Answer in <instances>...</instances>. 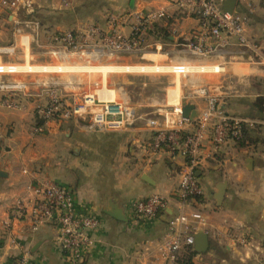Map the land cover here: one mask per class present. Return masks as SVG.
I'll return each mask as SVG.
<instances>
[{"label": "crops", "instance_id": "obj_1", "mask_svg": "<svg viewBox=\"0 0 264 264\" xmlns=\"http://www.w3.org/2000/svg\"><path fill=\"white\" fill-rule=\"evenodd\" d=\"M34 2L35 10L31 14L0 9V47L12 49L11 54L0 55V63L13 64L17 71L32 73L0 76L1 82L23 81L30 89L29 96L18 98L17 108L0 107V264H16L22 254H27L29 264H74L58 246V231L53 223L33 232L28 222L14 218V205L30 199L33 196L30 187L44 181L68 189L76 212L99 221L98 228L90 233L93 246L87 249L81 264H157L156 247L163 240L167 221L174 212L172 192L179 182L184 161L178 155H153L146 149L145 141L151 135L144 127L147 113H138L141 119L124 130H88L75 120L49 121L41 134L35 135L32 130L38 123L34 108L37 103H44L41 85H52L50 78L36 75L37 72H100L105 77L161 72L165 67L101 63L91 68L50 66L53 61L45 51L47 39L53 31L64 28L67 11L54 9L50 0ZM151 9L175 11L169 0H79L75 15L68 16L77 18L86 13L88 20L97 22L107 12ZM234 10L248 19L245 35L264 47V0H236ZM194 24L192 20H183L181 31L185 34ZM160 26L162 33L164 23ZM168 46L170 50L185 53L172 43ZM229 52L230 56L221 62L223 72L201 84L193 83L192 90L234 78L235 87H228L232 91L223 93L226 113L264 121L251 108L254 99L264 97V64L242 57L236 47ZM207 68L189 67V71L204 72ZM68 88L73 95L87 92L84 88L77 92L75 86ZM113 90L109 91L110 95H120L119 88ZM179 93L180 82L176 79L168 90L167 103L175 104ZM192 100L190 104L197 114L203 111L204 102L198 98ZM257 126L247 127L240 141L228 142L198 168L197 177L203 190V221L195 224L197 232L191 253L183 251L181 261L264 264V125ZM209 148L205 143L204 149ZM221 186L224 191L218 201ZM151 194L167 200L165 211L154 219L134 217L132 203ZM200 232L207 237L203 253L197 251L203 244Z\"/></svg>", "mask_w": 264, "mask_h": 264}, {"label": "built area", "instance_id": "obj_2", "mask_svg": "<svg viewBox=\"0 0 264 264\" xmlns=\"http://www.w3.org/2000/svg\"><path fill=\"white\" fill-rule=\"evenodd\" d=\"M57 10H72L78 0H50ZM175 11L151 9L139 12L109 13L102 22L79 25L50 35L47 53L55 59H67L69 55L83 58L86 64L94 65L104 59L120 55L149 53L166 57L169 43L188 56L203 61L230 56L229 50L236 47L242 57L253 63L264 64V47L245 33L248 19L235 11L223 10L225 0H169ZM0 9L8 12L31 14L34 0H0ZM192 20L194 26L185 34L181 31L183 20ZM164 32L161 33V23ZM51 40V41H50ZM171 40V41H170ZM12 49L0 47V55L11 54ZM232 56V55H231ZM95 62V63H93ZM186 60L168 67L174 75L189 73ZM209 66L216 74L223 72V63ZM221 63V64H220ZM16 65L0 63V76L29 74L16 70ZM208 67V66H206ZM209 67L207 69H209ZM200 72V71H198ZM105 97L99 93H84L78 101L67 102L56 87L41 85L44 103H37L35 115L42 124L33 127V134H41L45 123L52 120L72 119L88 130H124L141 117L135 106L120 92L111 96L105 84L101 85ZM29 85L23 81H0V107L15 109L21 96H29ZM191 97L204 102L203 111L192 119L182 118V101L166 104L158 115L143 118L144 127L150 132L145 141L146 149L153 155L168 153L180 156L184 163L179 173V182L172 192L174 212L167 221V232L156 247L154 259L157 264H178L181 253L193 247L195 224L203 221L201 213L203 190L197 171L203 162L228 142L240 141L243 130L263 124L264 121L244 119L229 115L224 110L223 93L219 84H206L191 90ZM1 138V135H0ZM209 149H204V144ZM33 196L14 205L17 221L29 223L31 231H37L47 223L57 227L56 242L61 251L74 264L84 262L87 249L93 246L90 233L99 226V221L87 215H79L65 187L44 181L30 187ZM167 200L159 194H151L132 203L131 213L138 219L157 218L167 208ZM16 264H29L27 254H22Z\"/></svg>", "mask_w": 264, "mask_h": 264}, {"label": "rangeland", "instance_id": "obj_3", "mask_svg": "<svg viewBox=\"0 0 264 264\" xmlns=\"http://www.w3.org/2000/svg\"><path fill=\"white\" fill-rule=\"evenodd\" d=\"M77 3L73 6L72 10H66L67 12L66 14H64L66 16L63 17L64 28L61 30L53 31L51 35L60 32L62 30H70L76 26L87 24V22L88 23L95 22L88 20L86 13L78 15L77 18L75 17L71 18L70 16H68L69 13H71L73 16L75 15L74 13L77 7ZM109 13H113V12H107L104 16H106ZM104 18L105 17H103L101 21H97V22L99 23L102 22ZM170 49H171L170 47H167L165 49L167 51L166 57H162L158 55L154 56L149 53H141V54L120 55L113 57L111 59H104L103 61L96 62L98 64L101 63V64H111V65L164 66L165 69L162 70L161 72H144V73L129 72V73H119V74H106L105 77H103L102 73L100 72H37L36 75H43L46 76L47 78H50L52 82V85L51 84L50 85L58 88L63 95L66 94L64 100L67 102L78 101V99L82 95L79 93L73 95L72 92L68 91L69 89L68 87L70 86L77 87L78 88L77 92L81 88L82 89L84 88L85 90H87V92L99 93L104 97H105L104 93L106 92L100 90L102 87L101 85L105 84L110 89L119 88L120 92L124 94V96L129 100V102L135 106V110L137 114L147 113L146 116L153 117L158 115V110L162 109V105L167 104L168 90L174 86V82L176 79H178L180 82L179 97H183V99L186 98L185 102L190 103V101H193L190 95L192 90L191 85L193 83L201 84L203 81H205V79L208 80L214 79L217 76V74L214 73L213 69L209 66H216V64H218L217 62L222 61L220 57L203 61L200 58H194L188 56L183 52H177L176 50H170ZM45 51L47 52V47ZM181 59L188 60L186 62L188 63L186 64V66L188 67L205 65L208 66L209 69H206L204 72L190 71L189 73L184 75H174L168 72L170 70H168L167 68L173 66V64L175 63L180 62L179 60ZM52 61L53 63L50 66L79 68L82 67V65H84V67L87 68L92 67V65L86 64L84 59L79 58L77 55H69L67 59H63V60L52 58ZM219 83H220L219 84L220 89L224 94L231 92L232 90L230 88L233 89V87H235L234 78H227L221 80ZM230 104L231 103H229V105ZM71 120L72 119L62 120V121H71ZM256 127L258 126L255 125L254 128Z\"/></svg>", "mask_w": 264, "mask_h": 264}, {"label": "water", "instance_id": "obj_4", "mask_svg": "<svg viewBox=\"0 0 264 264\" xmlns=\"http://www.w3.org/2000/svg\"><path fill=\"white\" fill-rule=\"evenodd\" d=\"M236 0H225L223 4V10L225 12L231 13L235 7ZM182 118L192 120L197 116V112L194 109V106L190 103H186L184 100L182 101ZM224 187L221 186L219 188V191L217 193V200H221V196L223 194ZM199 237L202 239V245L200 248H198V252L203 253L206 250L207 247V237L204 233L200 232L198 233Z\"/></svg>", "mask_w": 264, "mask_h": 264}, {"label": "trees", "instance_id": "obj_5", "mask_svg": "<svg viewBox=\"0 0 264 264\" xmlns=\"http://www.w3.org/2000/svg\"><path fill=\"white\" fill-rule=\"evenodd\" d=\"M251 108L261 117L264 119V97H257L256 99H254V101L251 103ZM37 124H42V122L40 120H38ZM246 128H244L243 132H245ZM1 150V147H0ZM202 198H198L199 202L201 201ZM202 202V201H201ZM191 248L186 249L184 251H190L191 253ZM190 253H188V255H190ZM178 264H189L188 260H184L181 261V258L179 257L178 259Z\"/></svg>", "mask_w": 264, "mask_h": 264}]
</instances>
